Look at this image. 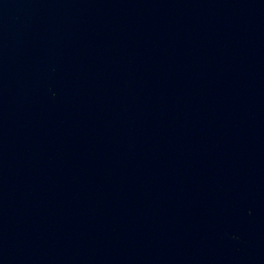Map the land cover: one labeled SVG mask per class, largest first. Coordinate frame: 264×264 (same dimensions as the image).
<instances>
[{
    "label": "water",
    "instance_id": "obj_1",
    "mask_svg": "<svg viewBox=\"0 0 264 264\" xmlns=\"http://www.w3.org/2000/svg\"><path fill=\"white\" fill-rule=\"evenodd\" d=\"M0 264H264V0H0Z\"/></svg>",
    "mask_w": 264,
    "mask_h": 264
}]
</instances>
